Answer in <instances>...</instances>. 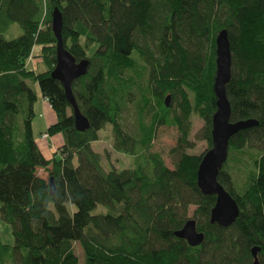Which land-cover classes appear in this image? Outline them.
Returning a JSON list of instances; mask_svg holds the SVG:
<instances>
[{
  "label": "trees",
  "instance_id": "16d2710c",
  "mask_svg": "<svg viewBox=\"0 0 264 264\" xmlns=\"http://www.w3.org/2000/svg\"><path fill=\"white\" fill-rule=\"evenodd\" d=\"M55 7L63 14L65 46L78 61L90 60L72 84L90 121L85 131L75 128L65 89L51 76ZM13 23L23 32L6 38ZM222 28L232 50L231 121H258L231 137L218 176L240 206L229 227L210 223L216 196L204 195L197 184L203 154L187 152L193 113L204 120L201 137L212 146L214 38ZM35 45L45 65L36 72L27 68ZM33 83L57 116L45 132L64 138L51 158L34 133ZM134 86L140 100L133 135L119 117ZM106 124L115 149L132 157L131 167H105L92 148ZM160 124L179 131L170 151L173 168L151 150ZM230 161L245 167L241 184L228 170ZM0 202L15 239L7 244L0 236V264H80L75 242L84 264H254L253 247L264 264V0H0ZM99 204L105 213L93 212ZM191 207L205 233L195 247L175 235L192 218Z\"/></svg>",
  "mask_w": 264,
  "mask_h": 264
},
{
  "label": "water",
  "instance_id": "95a60500",
  "mask_svg": "<svg viewBox=\"0 0 264 264\" xmlns=\"http://www.w3.org/2000/svg\"><path fill=\"white\" fill-rule=\"evenodd\" d=\"M63 14L58 7L52 11V30L57 39L56 64L51 76L61 82L65 89L68 102L73 108L74 124L78 131L90 128L88 117L81 111L73 94V82L84 76L90 64L88 58L77 60L64 44ZM216 45V72L214 77V92L216 95V111L212 116V146L205 151L197 171V184L204 195H215L216 201L211 209L209 221L223 227L231 226L240 214V206L231 193L219 182V173L227 161L229 142L233 135L241 130L258 124L255 119L231 121L232 108L227 96V84L232 77V50L229 33L226 28L218 31L215 38ZM171 96L165 97V105L169 106ZM50 191L53 195L55 184L50 182ZM175 235L185 239L190 246L203 243L205 233L197 228L195 218H189L183 227L175 231ZM259 247L252 248L254 264H258Z\"/></svg>",
  "mask_w": 264,
  "mask_h": 264
},
{
  "label": "rangeland",
  "instance_id": "374dc122",
  "mask_svg": "<svg viewBox=\"0 0 264 264\" xmlns=\"http://www.w3.org/2000/svg\"><path fill=\"white\" fill-rule=\"evenodd\" d=\"M22 32L23 30L20 27V25L17 23H13L9 26V29H7L3 34L5 35L6 38L11 39L22 34ZM39 53H40V47L38 45H35L30 55V58L27 61V68L33 70L34 72L43 70L45 68L43 59L39 56ZM32 87L37 91V94L40 93L38 84L33 83ZM139 94H140L139 90L136 88V86H134L131 90L130 96L127 98V102L124 103L123 105L119 117L123 130L133 135L137 131V119L139 115L137 104H139V100H140ZM190 98L192 99V95H190ZM42 102H43V97L39 94L38 102L35 105L36 114L34 116V122H33L36 139L40 138L41 131L45 129V121H44L45 116H44V111H42V107H43ZM170 106L172 107L173 110L175 109L177 110L175 100H171ZM189 119L191 126L189 139L192 143V147L187 149V152L194 155H202L208 149V145L206 141L201 137V129L204 126V120L199 115L194 113L190 115ZM42 134H41L42 139L49 138V136L42 137ZM48 135L50 134L48 133ZM99 135H100L99 140L92 143V148L96 152H99L102 155L103 157L102 163L105 167L107 166L108 163L115 166L118 169L132 166L133 163L132 157L122 152H119L115 149L114 134L111 124H106L100 130ZM178 136H179V131L177 127L174 125L160 124L156 128L155 137L152 142L151 150L154 152H158L162 156V158L165 161V164L169 168L174 167L173 158L170 154V151L173 147L176 146L178 141ZM245 157L246 159H248L247 156ZM243 169H245L243 163L235 164L232 161L229 162L228 170L232 173L236 184H241L246 180L245 178L246 174H244L245 172L242 171ZM38 173L40 176H43L45 178L47 177V173L42 169H39ZM0 206H1V202H0ZM193 209L194 207H191L190 213L188 215L189 217H192ZM70 210L74 212L76 210V207L74 205H70ZM106 211L107 208L99 204L94 209L93 212L105 213ZM194 218L198 223L200 222L199 216H196ZM0 236L2 242L4 243L13 244L15 241L11 225L8 222L2 220L1 216H0ZM74 250H75V254L79 259L80 264H84V252L79 242L74 243ZM7 264H12V262L10 261Z\"/></svg>",
  "mask_w": 264,
  "mask_h": 264
},
{
  "label": "crops",
  "instance_id": "0c3cea01",
  "mask_svg": "<svg viewBox=\"0 0 264 264\" xmlns=\"http://www.w3.org/2000/svg\"><path fill=\"white\" fill-rule=\"evenodd\" d=\"M40 94V93H39ZM38 94V95H39ZM41 95V94H40ZM38 102V101H37ZM42 111H44L45 129L41 131L40 138L36 139L41 151L47 158H51L52 155L58 151L57 148L62 145L63 137L61 134L49 135V138L42 139L41 134L46 131L49 125L53 124L57 120V116L50 107L49 103L43 98ZM55 115H54V114ZM42 114V113H41Z\"/></svg>",
  "mask_w": 264,
  "mask_h": 264
},
{
  "label": "built area",
  "instance_id": "2783aa9c",
  "mask_svg": "<svg viewBox=\"0 0 264 264\" xmlns=\"http://www.w3.org/2000/svg\"><path fill=\"white\" fill-rule=\"evenodd\" d=\"M48 136H49V135H48L47 132H45V133L42 134V137H48Z\"/></svg>",
  "mask_w": 264,
  "mask_h": 264
},
{
  "label": "bare ground",
  "instance_id": "6f19581e",
  "mask_svg": "<svg viewBox=\"0 0 264 264\" xmlns=\"http://www.w3.org/2000/svg\"><path fill=\"white\" fill-rule=\"evenodd\" d=\"M219 30V29H218ZM217 30V31H218ZM214 41H215V38H214ZM216 49V48H215ZM83 55V54H82ZM85 55V54H84ZM35 90V89H34ZM79 106V105H78ZM72 107V106H71ZM73 113V112H72ZM76 128V127H75ZM64 139V138H63ZM65 142V141H64ZM56 187V186H55ZM215 196V195H214ZM255 246H256V244H255ZM260 248H261V246H260ZM252 251V250H251ZM254 261V260H253Z\"/></svg>",
  "mask_w": 264,
  "mask_h": 264
},
{
  "label": "flooded vegetation",
  "instance_id": "af4514ba",
  "mask_svg": "<svg viewBox=\"0 0 264 264\" xmlns=\"http://www.w3.org/2000/svg\"><path fill=\"white\" fill-rule=\"evenodd\" d=\"M170 104V103H169Z\"/></svg>",
  "mask_w": 264,
  "mask_h": 264
}]
</instances>
